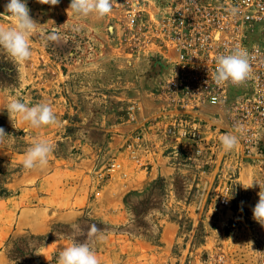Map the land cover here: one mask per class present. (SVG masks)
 <instances>
[{
	"label": "rangeland",
	"instance_id": "374dc122",
	"mask_svg": "<svg viewBox=\"0 0 264 264\" xmlns=\"http://www.w3.org/2000/svg\"><path fill=\"white\" fill-rule=\"evenodd\" d=\"M129 1L111 0V11L102 17L76 18L70 0L55 5L27 0L38 23L30 38L31 56L18 63L0 50V127L10 134L0 141V264H58L60 250L73 242L87 243L100 264H200L217 243L243 246L248 238L242 222L236 230L239 239L231 240L234 212L210 207L218 170L202 171L185 153L175 159L180 170L173 185L158 178L142 187L130 186L138 174L122 164L132 157H118L113 147L106 151L97 146L96 165L89 173L78 164L88 154L91 140L86 135L90 119L100 117V103L106 104L104 117L111 124L133 115L141 94L158 93L154 82L138 93L131 86L141 71L136 70L145 64L142 58L135 60V50L145 48L124 39L123 8ZM6 2L0 0V25L5 27L11 25ZM76 59L88 63V69L72 76L70 64ZM6 96L29 106L60 96L51 106L57 124L32 128L19 123L5 108ZM84 99L88 103H79ZM92 129L95 145L100 129ZM37 138L53 141L49 157L55 159L57 173L26 187L19 179L25 170L22 160ZM220 174L224 178L227 171ZM242 179L244 186L253 183L242 188V213L253 217L259 196L254 170L247 164ZM92 225L97 231L90 234ZM255 227L261 232L259 223Z\"/></svg>",
	"mask_w": 264,
	"mask_h": 264
},
{
	"label": "built area",
	"instance_id": "2783aa9c",
	"mask_svg": "<svg viewBox=\"0 0 264 264\" xmlns=\"http://www.w3.org/2000/svg\"><path fill=\"white\" fill-rule=\"evenodd\" d=\"M123 10L124 39L149 50L158 69L157 94L166 106L153 122L162 125L168 152L185 153L202 171L213 164L227 171L210 207L234 212L231 240L239 239L240 223L247 228L243 246L219 242L200 264H264V226L258 232V222L242 213L246 164L258 193L264 190V0H130ZM237 48L248 53L249 77L217 84V58ZM229 132L239 144L225 152L220 137Z\"/></svg>",
	"mask_w": 264,
	"mask_h": 264
},
{
	"label": "clouds",
	"instance_id": "9594fccd",
	"mask_svg": "<svg viewBox=\"0 0 264 264\" xmlns=\"http://www.w3.org/2000/svg\"><path fill=\"white\" fill-rule=\"evenodd\" d=\"M43 2L55 5L59 0H43ZM4 7L11 25L7 27L0 25V50L15 62L26 61L31 56L30 38L37 31L38 23L30 16L27 0H7ZM69 9L76 18L88 15L102 17L111 11V0H70ZM250 73L248 53L244 49L237 48L230 54L217 58L213 79L217 84L239 83L248 78ZM4 99L10 118L15 117L21 124L26 123L32 128L57 124L56 115L48 104L37 103L29 106L16 96H6ZM8 136L10 134L0 127V141ZM220 142L225 152L231 151L239 144V137L232 132L225 133L220 137ZM53 149V141L35 139L24 153L22 166L25 169H32L38 165H46ZM252 186L253 183L244 187ZM258 196L259 200L254 205L252 214L253 219L264 226V190H261ZM96 231V226L92 225L90 234ZM58 264H100V261L87 243L73 242L60 250Z\"/></svg>",
	"mask_w": 264,
	"mask_h": 264
},
{
	"label": "crops",
	"instance_id": "0c3cea01",
	"mask_svg": "<svg viewBox=\"0 0 264 264\" xmlns=\"http://www.w3.org/2000/svg\"><path fill=\"white\" fill-rule=\"evenodd\" d=\"M118 22H120V20H118ZM135 56V60L142 58V60L145 61L144 67L139 66L141 69L139 68L136 70L138 72L141 71L138 74V78L135 79L131 85L132 88H134V91L138 93L139 91H145L144 89H147V87H149L148 89H151L153 82L156 86L158 79L156 76L157 73L153 72L151 68L152 64L149 62L150 59L147 51L145 49H137V51L135 50ZM70 65L73 67L72 76H77L78 74H75L74 72L77 73L79 69H88V63H83L79 59L74 60ZM124 82V84L127 83V81ZM86 88L87 95H85L88 98V86ZM54 89H57L55 88V84ZM55 91L56 90H53V93ZM60 99V96L57 98H51V101L53 102L50 103L44 97L41 102L54 107L59 103L58 100ZM100 101L103 102V98H100ZM79 103H88V99H84V101H80ZM99 105L102 109V111H100V117L90 119L91 130L87 133L88 135H86L87 139L89 138L91 140V145L88 147V154L86 157H83L82 160L78 161L80 166L86 167L82 169L86 171L88 168L87 173H89V171L95 167L97 161L96 156H98L97 150L100 147L102 149L105 147L106 151H108L110 147L112 150L113 147L116 149L118 157L120 156V153H122V156L130 155L132 157V160H130L129 163L122 164L123 168H132L134 174H138V178L136 179V177H134L132 182H130V186L142 187L140 186L141 184H144L145 186L148 182L149 184L154 183L158 178H164L165 183L170 182L172 185L173 183L175 184L176 173L180 170L178 169L180 167L176 165L175 159L177 156L169 153V150L167 149L166 153L163 152V149L168 146L166 145L168 144L167 139L163 133L162 125L154 124L153 122L166 106V103H163L159 94H156L154 97H147L146 94H141L139 101L133 106L135 109L133 112L134 116L131 115L126 120L117 121L115 123L112 122L111 124L108 123L109 119L104 117L103 108L106 104L100 103ZM213 110L214 108L208 107L209 112L213 113ZM95 123H99V126L93 125ZM23 125L28 126L26 123ZM94 126L95 128L97 127L100 129V138L95 145H93V133L95 131L92 129ZM109 130H112L111 136H109ZM138 135H141V138H138ZM164 142L166 143L165 145L163 144ZM97 146H99L98 149ZM169 147H171V143ZM100 162L101 164L103 163L101 160ZM55 166V159L51 160L48 156V162L46 165H38L32 169H25L19 175V179L23 184H26V187H31L41 179L49 180L54 178L57 173ZM212 169L214 171L217 170L215 164H213ZM223 171L225 170L218 171V176H220V172ZM143 173H145L143 176L144 178L139 179ZM220 177H222V175ZM218 181L219 178L216 182ZM244 183L246 182L244 181Z\"/></svg>",
	"mask_w": 264,
	"mask_h": 264
}]
</instances>
